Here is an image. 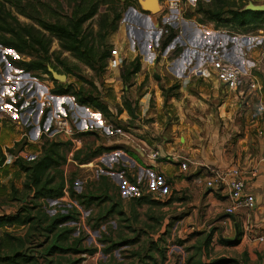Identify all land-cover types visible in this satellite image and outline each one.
Here are the masks:
<instances>
[{
    "label": "rangeland",
    "instance_id": "374dc122",
    "mask_svg": "<svg viewBox=\"0 0 264 264\" xmlns=\"http://www.w3.org/2000/svg\"><path fill=\"white\" fill-rule=\"evenodd\" d=\"M31 1L38 7L37 16L49 22L60 23L66 22L74 2ZM159 1L162 5L161 12L152 14L143 11L137 0H120L121 12L117 29L105 36L103 32L98 33L100 19L110 20L112 6H99L97 13L82 24L79 34L84 49L85 45L92 48L94 55L89 61L61 48L58 39L47 32L45 34L50 44L46 54L34 49L15 51L0 42V72L9 68L13 74L20 73L17 80L23 82L21 86L8 81L13 95H5L3 99L15 105L17 113L38 110L37 101L41 100L44 102V112L45 102L56 96L62 100L61 104H57L58 115L64 110L75 128L81 130L73 138L74 142L81 144V149L77 151H73L74 142L71 137L62 132L54 135L57 142L63 143L60 150L66 160L59 167L48 170L47 175L54 178L53 184L63 185L61 196L33 199L32 193L23 189L25 175L20 172L9 173V196H0L1 215L5 212H17L21 216L33 218L25 224L0 226V235L7 231L22 237V248L34 255L40 264L46 260L59 261L62 264H264V240L257 239L258 235H264V229L262 234L254 235L250 232L251 229H245L239 223L235 228L227 220L225 224L220 219L209 218L201 221L200 227L190 223L194 220L183 219L184 213H181L182 209H178L188 208L186 199L189 195H182L179 206L172 203L164 205L167 197L159 195L165 190L163 175L157 171L151 172L147 167L140 171L136 164L128 167L125 163L126 154L138 156L140 152L160 150L164 144L170 142L181 148L183 160L187 164L185 170L192 165L201 167L200 163L216 168L215 165L205 162L203 153L209 150L208 153L212 154L214 148L223 146L231 149L234 161L239 157L242 160L247 153L254 151L250 144L258 135L256 130H251L249 134L252 139H243L244 121L239 116L241 111L237 106L246 104L243 99L251 102V95L245 98V94L228 91L211 75L192 79L181 85L180 77L172 68L183 57L186 47L194 49L192 53L188 52L194 62L198 56L196 52L200 49L212 50L223 56V52L230 50L233 44L229 41L225 44V49L224 38L229 40L239 35L251 37L256 33L263 35L264 25L247 31H232L228 26H215L213 22L195 12L198 5L212 8V0H196L195 7H189L188 2L192 0H179L177 10L170 9L169 0ZM243 2L262 4L264 0ZM6 7L20 23L33 24L29 18L16 13L10 4ZM131 9L141 12V15L150 16L156 26L151 27L147 23L142 26L131 22L129 18L136 17ZM132 28H137L141 34L148 31L150 36L147 41L152 57L146 61L140 44L135 42L134 53L135 58L139 59L140 69L130 74L133 64L129 56L130 49L125 42H128V32ZM195 28L201 32L194 31ZM157 30L159 34L153 37ZM189 30L203 35L205 33V36L217 34L218 40L214 38L210 44L203 42V46L196 43L191 46L188 42V39L191 40ZM171 31L174 36L162 48V40ZM0 35L9 36L3 32ZM155 37H158V45L154 42ZM238 38V42L243 44L241 36ZM180 40H184L185 44ZM206 44H209L208 47ZM99 55L100 59L97 58ZM120 55L128 57L122 59ZM43 56L47 69L56 68L66 76L64 81L57 82L69 87L68 93H53L55 83L49 74L42 70L28 71L21 66L23 62L41 60ZM263 72L261 68L256 72L260 86L264 81L260 80L259 73ZM155 73L160 76L159 79L155 77ZM181 86L183 87L180 88ZM80 93L83 96L96 97L102 102L103 108L80 104ZM19 103L22 107L17 106ZM125 103L132 106L133 115L124 109ZM85 108L93 113H100L103 126L99 122L87 121L89 129L85 131ZM256 108L257 102L253 97L251 111L254 113ZM32 111L31 116L34 118ZM15 125L11 120L3 119L0 128L3 127L4 131L12 128L14 131ZM2 136L5 143L12 142L7 138L8 134L4 133ZM22 141L18 145L14 144L8 153L19 148ZM42 143L40 146L39 143L30 144L28 149L39 151L40 154L45 141ZM21 145L23 148V144ZM105 147L110 149H99ZM22 148L15 154L23 159L21 152L28 150ZM89 195L93 200L88 205L84 204ZM138 198L143 201L138 203ZM58 214H65L70 218L55 229L47 230L45 227L50 218ZM224 217L229 216L222 218ZM60 230L65 231V235L58 242L81 251H69L61 255L45 253L46 247ZM210 234L211 238L206 241ZM0 252L8 254L10 248H2Z\"/></svg>",
    "mask_w": 264,
    "mask_h": 264
},
{
    "label": "crops",
    "instance_id": "0c3cea01",
    "mask_svg": "<svg viewBox=\"0 0 264 264\" xmlns=\"http://www.w3.org/2000/svg\"><path fill=\"white\" fill-rule=\"evenodd\" d=\"M129 20L142 26H145L146 24V16L144 15L129 18ZM189 29L192 28L190 27ZM194 31L189 30V36L190 38H196L197 40L194 42H198L199 45L206 41L211 42L214 38L216 41L218 40L217 35H209L207 36L208 38H204L201 34H198ZM149 36L150 35L148 33L141 34L139 30L131 29L128 32V42H125V45L128 44L129 48L133 42H138L140 44L141 51L145 53L144 59L147 60L148 53L146 47ZM254 38L255 40H257L256 44H259L260 46L258 45L257 47L252 48L249 56L256 59L258 53L262 49H264V34L260 35V33H256L254 35ZM238 39L239 38L236 36L229 38V40H227L226 38L223 39V46L225 47V49H227L225 46L226 43H229V41L233 42V44H231L229 48L230 50L225 51V55L235 62L242 61L241 44L240 42H238ZM248 43L245 41L243 42L244 45ZM120 48L122 47L120 46ZM129 51V56L132 61L135 59L136 54L134 53V51ZM127 57L128 56L122 55L121 58L125 59ZM172 69L174 72L177 70H179L177 72H182V63L176 61ZM262 70H264V64L262 65ZM259 74L260 80L264 81V72ZM8 76L11 75H8L7 71L4 73V77L0 76V95L2 96L7 93H12L11 86L8 82ZM16 83L17 81L15 82V84ZM262 84L263 85L261 86L259 92H252L251 94L247 95H251V102L247 100L246 104L237 105L239 107V110L241 111L239 116L242 117V121H244L243 130L245 136L243 139L247 137L248 139H252L251 135L249 134L251 130H256L257 133L259 130L262 131L261 134L258 133V135H256L255 138L252 139L253 141L251 142L250 146L252 149H254V151L249 154L247 153L242 160L239 157L235 161L233 160V152L230 148L227 147L225 148L223 146H218L214 148L212 154L208 153L209 150H207L206 153H203L205 155V162H209L210 164L215 165L216 168L224 169L229 167H239L242 170V175L246 182V190L253 193L255 196L256 201L253 209L238 210L233 214H227L225 212V208L230 203L227 188L221 186L215 189H208L205 186V181L210 176L207 166L205 165L207 163H200L201 167L192 165L188 170H182L176 161H167L162 158L150 160L145 156L143 152H140L138 156L135 154H126L127 158L125 159V163L128 167H132L136 164L138 166V170L140 171L145 170V167H147L149 171H157L163 175V177L165 178L163 179V182L166 183L164 188L165 190L163 192H165V195L167 197L165 199V202H163L164 205H166L167 203H172L179 206L182 203V195H189L186 199L188 208L186 210H183V207H178V209H182L180 211L181 213H184L182 215L183 219L186 218L188 221L194 220L190 223L199 226L201 221H207L209 218H212L220 219L221 222L226 224L227 220L229 224L233 223L235 225V228L236 224L239 223L243 228L251 229L250 232L252 231L254 235L262 234V230L264 229V202L261 196L264 187V113H259L256 111V109L254 113L253 111H251L253 97L255 98V102H262L264 104V83ZM181 85H184V83H181ZM182 87L183 86H181L180 88ZM9 106L10 104L5 103L2 98H0V126L3 119L11 120L16 124V130L14 131H12V128H10L9 131H4L3 127L0 128V196L2 197H5L6 195L9 196L10 193L8 187L10 186L11 174L9 173L20 172L24 176V173L14 163L17 158V155L15 154L16 150H14L12 153H8V151H10V148L13 147L14 144L18 145L19 141L23 140L21 143L23 144V148L28 151H33L31 149H28L30 144L39 143L40 146L43 144V141L57 140L56 137L46 138L47 136H43L42 138H40L41 132L38 128L37 118H35L36 115L34 118H29V116L24 114V112L17 114L16 112L7 109V107ZM42 107L43 104L37 103L38 111ZM32 121L34 122V124L32 126H29ZM2 133L8 134L7 138H10V141H12L10 142V144L5 143ZM21 144L19 145L21 146L20 148H22ZM6 148L9 149L6 150ZM160 152L163 155L173 154L175 152H180L182 155H184L181 151V148H178L177 145L170 142L166 143V145L164 144L161 147ZM8 213L9 212H5L6 215H8ZM225 215H228L229 217L222 218ZM235 232L237 233V230H235Z\"/></svg>",
    "mask_w": 264,
    "mask_h": 264
},
{
    "label": "trees",
    "instance_id": "16d2710c",
    "mask_svg": "<svg viewBox=\"0 0 264 264\" xmlns=\"http://www.w3.org/2000/svg\"><path fill=\"white\" fill-rule=\"evenodd\" d=\"M72 11L69 16L66 17L65 23L49 22L36 15L38 7L30 0H0V32L6 33L9 36L3 37L0 35V42L2 45L9 48H13L16 51L35 50L46 54L47 48L50 44L45 32L56 37L59 41L61 48L71 51L77 56L83 58L85 61L92 60L93 53L92 48H88L85 45L83 47L79 34L82 24L87 22L94 14L97 13L99 6H112V16L110 20L100 19L101 25L99 31L103 32V36L107 33L117 29V20L120 17L119 5L120 0H73ZM230 1V2H229ZM245 0H212V8H204L202 5H198L195 9L197 14H201L205 19L213 22L215 26H228L232 31H239L252 28H260L264 25V11H256L246 9L247 2ZM230 3V4H229ZM233 3V4H232ZM10 4L15 8L16 13L23 15L33 21V24H22L14 17L9 9L6 7ZM240 4V5H239ZM27 10V11H26ZM35 24V25H34ZM37 26V28L35 27ZM174 36V32L171 31L164 37L161 42L162 48L165 47L171 38ZM79 37V38H78ZM45 56V55H44ZM44 56L41 60H33L30 62H23V66L26 70H42L50 75L51 80L55 83L53 92L55 94H66L69 91V87H64L63 84L54 80L49 73L47 67L44 64ZM101 55L97 58L100 59ZM133 67L129 73L133 74L139 71L140 62L138 58L131 61ZM55 70L59 73L60 70ZM124 77V76H123ZM172 87V86H171ZM170 87V88H171ZM177 87V86H173ZM79 103L83 105H91L98 109L103 108V104L96 97L83 96L81 93L78 96ZM124 109L131 115H133V108L131 105L126 104ZM62 142L54 140H46L40 154L37 159L31 162L24 161L20 156H17L14 163L24 173L25 180L23 182V189L32 193L33 199L38 198H56L62 195L63 185L53 184L54 178L47 175V171L52 168H57L62 165L66 157L60 150ZM108 150L110 147L99 148ZM99 152V151H98ZM85 198V196H82ZM93 200V197L89 195L83 202L87 205ZM138 203L142 202L138 198ZM45 216V215H44ZM70 216L65 214H58L51 217L48 221L47 230L51 231L56 228L57 225L63 223ZM33 218L29 216H21L20 214H4L0 215V226L4 224H25L30 222ZM55 239L49 244L45 253L61 255L63 253L73 251L78 252L81 249H77L74 246H63L60 239L65 235V231L60 230L57 232ZM211 238V234L208 235L206 241ZM225 242L224 240H221ZM18 243V244H17ZM23 238L14 236L10 232L3 231L0 235V250L2 248H10V253L0 252V262H9L14 264H40L34 255H31L28 251L22 248ZM207 243V242H206ZM20 248V249H19ZM152 257V256H151ZM154 259V258H152ZM42 264H62L59 261L46 260ZM69 264H73L70 262Z\"/></svg>",
    "mask_w": 264,
    "mask_h": 264
},
{
    "label": "built area",
    "instance_id": "2783aa9c",
    "mask_svg": "<svg viewBox=\"0 0 264 264\" xmlns=\"http://www.w3.org/2000/svg\"><path fill=\"white\" fill-rule=\"evenodd\" d=\"M178 1L179 0H169V7L171 10H177ZM195 2L196 0L189 1L188 2L190 3L189 7H195L196 6ZM161 10H162V5L159 1V11L158 12H161ZM133 12L136 13V16L138 17L141 15V12L136 11L134 9H133ZM146 22L148 25L150 23L151 27L156 26L153 23V21H151L149 16H146ZM132 29L137 30V28H132ZM196 31L201 32V30H198V29H196ZM145 33H148V31H145ZM157 34H159L158 30L155 31L153 35L156 36ZM201 35L204 38H208L207 36H205V33L204 35L203 33ZM210 35L216 36L217 34H210ZM240 36L242 38L241 40H244L247 43L249 42L248 44H245V45L241 44V58H242L241 62H235L234 60L230 59L229 57L225 55V52H223V56H222V55L216 54L215 51H212V50L204 51L203 49H200L198 50V52H196V55L198 56H196L197 58L195 59L196 61L194 62L193 57H190V55L188 54V52L192 53L194 49H191L190 47H186L183 57L179 59V62L182 63L183 71L182 72H177L179 70L175 71V73H177L178 76L180 77V82L188 83L192 79H198L199 77L205 78L211 75L226 90L238 92L240 95L245 94L244 96L245 98L248 94H251L252 92H259L261 89V86L257 81L256 72H258L260 68L262 69V65L264 64V49H262L258 53L256 59L250 57L249 53L251 49L257 47L259 44L258 45L256 44L257 40H255L254 36L250 37L246 35H239L238 37ZM191 39L192 40L188 39L189 40L188 42H190L191 46H194L195 43L199 44L198 42H194L197 40L196 38H191ZM180 41L182 44H185L184 40H180ZM154 42L156 43V45H158V37L154 38ZM206 42L209 44L211 43L208 41ZM209 44H206L205 46L208 47ZM134 45H135V42L132 43V46H130L129 49L135 52V48L133 47ZM201 45L203 46V44ZM146 48H147V53H149L147 56V60H149L152 57V53L150 52L148 41H147ZM199 54H201V56H199ZM120 57H122V55H120ZM10 70L11 69L8 68L7 70L0 72V76L4 77V73L7 71L8 75L12 76V77L8 76V79H9L8 81L11 80L12 83H15L17 81L15 85L17 84L23 85V82L20 83L17 80V77L21 76V74L20 73H18V75L13 74V72H10ZM36 90L38 91L37 88ZM11 94L13 95V91ZM5 95H10V94L7 93L2 96V100L5 103H7L5 99H3ZM57 95H63V94H57ZM39 98L42 99L41 97ZM243 101L244 103H246L244 99ZM46 102H45L46 108L44 112H43V108H41L39 111L38 110L32 111V109L23 111L24 114L29 116V118H33L31 116V111L32 113H34V117L36 115L35 118H37L38 128L41 132L40 138H42L43 136L55 137L54 135H56L57 132H62L64 135L71 137V141L74 142L73 138H75L80 133L81 130H77L75 128V125L73 124V122L66 117V113L64 112V110L62 114L58 115L59 109H58L57 104L62 102V100L61 99L59 100V98H57L56 96H52ZM20 103L16 105L22 107ZM37 103L44 104V102L41 100L37 101ZM8 104H10V106L7 107V109L15 112L17 109L16 106L12 105L11 103H8ZM256 111L259 113H264V104L262 102L257 103ZM85 112L87 114L86 115L87 118H85V131L89 129V124L87 123V121L92 122V123L99 122V124L103 126V121L99 118L101 115L100 113H93L89 109H86ZM19 113L21 112H18L17 114ZM32 123L33 122H31L29 126H32L33 125ZM258 133L261 134L262 131L259 130ZM79 149H81V144L75 141L73 144V151H77ZM144 154L150 160H156V159H161V158L167 161L173 160L179 164L182 170H185L187 168V164L183 160L184 155H182L180 152L163 155L160 152V150H150L149 152L144 153ZM38 155L39 153L35 151H28L25 153L22 152V157L27 162L36 160ZM207 169L210 173V176L208 179H206L205 186L208 189H215L221 186H224L227 188L228 196L230 199L229 205L226 206L225 208V212L227 214H233L234 212L238 210H250L254 208L255 201H256L255 196L253 193L248 192L246 190V184H245L246 182L242 175V170L240 168L229 167V168L222 169V168H210L207 166ZM159 195L163 197L165 196V192H161ZM261 196L264 202V187H263ZM257 239L259 241H263L264 235H258Z\"/></svg>",
    "mask_w": 264,
    "mask_h": 264
},
{
    "label": "water",
    "instance_id": "95a60500",
    "mask_svg": "<svg viewBox=\"0 0 264 264\" xmlns=\"http://www.w3.org/2000/svg\"><path fill=\"white\" fill-rule=\"evenodd\" d=\"M138 3L141 6V9L146 12H150L152 14H155L159 11V0H137ZM246 9L250 10H256V11H264V3L262 4H255L252 2H248V4L245 6ZM131 11H133L131 9ZM147 23V22H146ZM150 24V23H149ZM49 73L51 74L52 78L56 81L62 82L65 80L66 76L64 74L58 73L52 68H48ZM155 77L159 79V75L156 73ZM134 112V111H133ZM19 148L16 149L15 153L18 152Z\"/></svg>",
    "mask_w": 264,
    "mask_h": 264
}]
</instances>
